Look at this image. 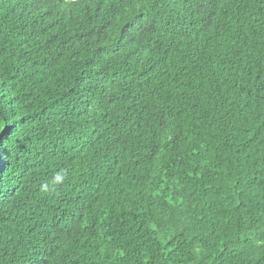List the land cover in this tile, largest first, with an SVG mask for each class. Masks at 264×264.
Instances as JSON below:
<instances>
[{
    "label": "trees",
    "instance_id": "trees-1",
    "mask_svg": "<svg viewBox=\"0 0 264 264\" xmlns=\"http://www.w3.org/2000/svg\"><path fill=\"white\" fill-rule=\"evenodd\" d=\"M0 264H264V0H0Z\"/></svg>",
    "mask_w": 264,
    "mask_h": 264
},
{
    "label": "clouds",
    "instance_id": "clouds-1",
    "mask_svg": "<svg viewBox=\"0 0 264 264\" xmlns=\"http://www.w3.org/2000/svg\"><path fill=\"white\" fill-rule=\"evenodd\" d=\"M42 190L47 191V186H46V185L43 186V187H42Z\"/></svg>",
    "mask_w": 264,
    "mask_h": 264
}]
</instances>
